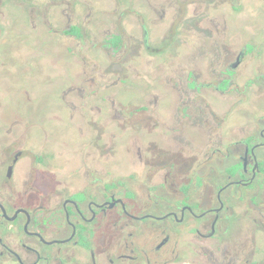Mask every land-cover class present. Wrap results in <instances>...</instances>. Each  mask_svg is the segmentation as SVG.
<instances>
[{
  "label": "flooded vegetation",
  "instance_id": "obj_1",
  "mask_svg": "<svg viewBox=\"0 0 264 264\" xmlns=\"http://www.w3.org/2000/svg\"><path fill=\"white\" fill-rule=\"evenodd\" d=\"M222 8L169 44L128 7L132 61L116 26L18 31L51 55L0 72V264H264V0ZM34 106L73 139L34 137Z\"/></svg>",
  "mask_w": 264,
  "mask_h": 264
},
{
  "label": "rangeland",
  "instance_id": "obj_2",
  "mask_svg": "<svg viewBox=\"0 0 264 264\" xmlns=\"http://www.w3.org/2000/svg\"><path fill=\"white\" fill-rule=\"evenodd\" d=\"M53 1L7 0L5 7L1 10L3 13H0V27H3L1 32L5 33L0 37V72L8 71L17 74L23 71L22 68L26 63H22L21 57H27L32 51H34V55H51V53L48 54V49L43 47L41 36L38 45H34V48L31 46L32 42L28 44L30 46L21 47L19 44L23 43H20L19 37H21L20 34L22 32L19 33L18 31L20 29L21 31L25 30V27H30L29 25L32 23L35 27H49V21L54 15L58 19L56 25L59 24V27L70 23L93 25L89 32L96 30L98 35L95 37L99 40L116 26L123 34L124 40L128 42V45L125 48H121L119 53L115 55L126 56L127 59H131L132 61V56L145 55L146 53L142 44L143 29L138 26L139 28L136 31L133 23L134 17H132L131 13H127L128 7H133L136 11L141 10L142 14L146 16L149 26L152 30L155 29L154 35L150 38L151 42L166 39L165 41H168L170 44V41L173 40L187 39L194 41L198 38V35L206 39L208 37L206 27L211 26V15L215 16L217 13H223L222 7L225 4V0H56V5L53 6ZM69 3L74 8L73 11L69 9ZM27 4L30 10L33 7L35 8L38 16H32L33 13L29 15L30 13L25 7ZM127 14L131 15L127 16ZM31 18H35V21L32 22ZM198 27H200L201 33L198 31ZM40 32L42 35L44 34L42 29H40ZM68 40V37L57 38V42L67 43ZM101 43L100 40L99 44L101 45ZM132 44H135V46L132 47ZM175 45H172L170 51L175 52L177 50L174 47ZM61 49L64 50L63 47H57L55 51ZM32 73L34 72L32 71ZM22 77L24 82L29 84L31 78L28 77L27 79L26 75H22L21 73L20 80H22ZM132 91H127L131 93V97ZM39 93L42 94V91H39ZM44 94L43 91V95H40L39 102L37 103L40 110L44 107V104L54 100L49 93ZM20 108L24 111L25 109L29 110L30 105L27 103ZM35 108L36 106L32 108L31 123L35 124L39 122L44 124L43 126L48 129V133L38 130L35 134H32L34 137L45 138L48 136L51 142L57 140L59 135H67L73 139L74 132L72 130L67 134H63L57 130L56 134V129L61 125L56 119L48 120L42 113H36ZM75 142L73 141V143Z\"/></svg>",
  "mask_w": 264,
  "mask_h": 264
}]
</instances>
